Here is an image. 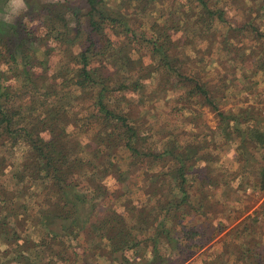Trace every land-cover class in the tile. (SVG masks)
I'll return each instance as SVG.
<instances>
[{"label":"rangeland","instance_id":"obj_1","mask_svg":"<svg viewBox=\"0 0 264 264\" xmlns=\"http://www.w3.org/2000/svg\"><path fill=\"white\" fill-rule=\"evenodd\" d=\"M156 1L157 7L149 6L144 12H141L144 5L135 0L131 3L129 0L100 2L108 9L115 7L122 10L125 15V26L117 31L123 45L127 49L130 45L133 60L144 61L142 64L147 70L152 65L149 70L161 71L143 81L136 80L141 79L139 74L125 72L121 65L119 72L113 73L109 66L96 75L102 81L110 76L108 81L105 80L108 91L102 100L115 115L130 120L128 126L137 132L138 138H127V127L122 121L118 126L116 122L109 127L104 126L103 130L96 126L95 121L90 124L93 118L86 125L85 119L96 115L98 110V98L94 95L99 94V85L92 91L72 86L69 90L75 94V100L66 97L62 104H57L67 111H74L77 119L83 120L75 124L77 129L73 125L58 126L59 130L64 128L68 137L59 143L60 149L87 163L93 159L92 153L101 149L103 155L99 160H93L95 166L101 161L110 169L109 155L116 165L112 164L115 168L105 181L107 194L96 208L90 203L94 197V186H89L87 178H76L77 187L67 190L72 200L75 192L88 198L74 217L79 223L89 219V223L94 224L104 216L108 221L111 216L122 215L127 221V230L132 229L134 240L139 244L137 249L127 250L125 257L128 264H152L156 257L154 264H264L263 152L256 143H250L248 134L243 138L234 132L226 134L223 129L227 124L221 128L219 115L210 106L201 104L200 98H195L192 93L197 84L202 86L206 83L209 89L217 91L215 101L222 112L234 114L237 120L242 118L239 116L242 112L243 116L244 111L249 112L251 119L244 124L243 130L246 125L264 126V0H211L209 5L212 7L217 3L218 11L226 17L216 23L213 35L206 34L202 30L204 26L195 25L197 20L190 17L192 12L187 11L186 5H194L198 13L196 4L186 0ZM8 3L9 0H0V42L4 39L9 41L7 46L0 44V72L5 75L1 77L5 84L18 88L27 85L29 80L20 74L22 61L27 56L36 59L35 63L46 58L50 70L47 75L52 77L67 69L65 63L70 51L78 55L87 44L90 31L85 17L89 8L87 0H24L25 7L19 14L10 22H5L3 17L7 14ZM160 16V22L169 28L177 27L179 23L182 26L174 38L176 46L169 52L173 63L169 70L165 61L158 59L153 62L152 50L144 38L153 34L151 25ZM42 25L60 33L66 32V38H76L75 45L63 40L55 45L57 43L53 39H46L51 32L44 34ZM252 29H256L257 35L251 34ZM107 35L115 39V31L107 29ZM133 36L136 38L131 39ZM12 55L17 62H13ZM108 70L110 74H107ZM179 71L191 79L181 81L175 76ZM167 72L174 77L167 78ZM34 73L41 75L43 70L37 65ZM48 76L42 75L41 80L32 82L35 85L49 84ZM134 81L142 83L143 90H134ZM125 84L126 88H121ZM22 105V100H19L12 108ZM68 120L72 121L70 117ZM116 127L118 135L116 131L108 137L97 135ZM42 136L47 141L51 137L47 133ZM178 145L187 150L189 146L199 150L204 161L198 165L203 163L210 172L207 180L204 179L205 174H202V180L200 177L189 178L188 186H183L184 193L179 189L180 181L172 176L175 163L170 157L166 158V162L160 161L161 165H166L165 168H158L152 167L151 157L145 156L152 152L162 153L167 147L172 149ZM127 146L141 151L144 155L139 159L141 164L134 160ZM29 147V143L21 138L16 146L7 144V148L0 150L1 157L7 160L4 169L0 166L3 170L0 181L8 192L20 193V202L26 207L36 209L41 203L39 201L47 194L56 193L53 191L57 189L54 187L55 180L50 179L44 185L40 184L42 180L30 178L16 184L15 178L24 176ZM154 173L157 175L153 176ZM75 177L71 174L67 183H72ZM119 178L124 181L120 183L117 181ZM97 194L98 191H95V196ZM184 197L187 204L182 203L176 209L169 208L171 211L168 212L162 210L168 201L181 203ZM148 210H153L149 221L153 220L155 226H160L161 232L164 229L169 234L164 232L156 239L154 229L145 227ZM65 223L56 220L51 228H42L30 218V214L20 217L21 249L29 264H70L57 262V258L52 259L48 254L40 253L43 255L40 259L38 251L30 250L33 245L53 241L52 236H48L50 231L65 235L61 228V224ZM163 225L166 227L162 228ZM75 243L80 244L82 250H85L81 248L83 243L88 246L89 264L121 262V253L118 252L115 257L112 253L109 255L106 239L102 247L96 248L97 240L86 244L80 237ZM13 251L4 240H0V264H17L11 261L16 257ZM39 251L43 249L39 248ZM73 254L70 248L67 249V258L75 260Z\"/></svg>","mask_w":264,"mask_h":264},{"label":"trees","instance_id":"obj_2","mask_svg":"<svg viewBox=\"0 0 264 264\" xmlns=\"http://www.w3.org/2000/svg\"><path fill=\"white\" fill-rule=\"evenodd\" d=\"M87 1L89 8L85 16L87 18L86 27L90 29L88 33L89 36L87 37V44L84 45V49L78 55L70 51V54L67 56L68 60L65 63V67L68 66L66 70H62L57 75L49 77L47 74H49L50 70L46 58L38 60L37 63H35L36 59L32 60L31 57L27 56L22 61L23 70L20 73L24 79L27 78V80H29L26 83L27 85H24V88H18L12 84H5L1 79V77L3 78L5 75L0 72V150L4 147L7 148V144H11L12 147L16 146L21 138L28 142L30 146L26 161L24 162V176H17L15 182L16 184L17 182L20 184L23 183L24 178H30L33 180H42L40 184L44 185L47 179H50L55 180L56 184H54V187L57 189L53 191L56 193L47 194L43 200L39 201L41 203H39L35 209L31 206L26 207L24 203H21L19 199V196H21L20 193L8 192V189L5 188V184L0 181V240H4L6 245L13 248L16 257L11 261H15L17 264H29L27 257L22 253V235L19 232L20 217L24 216L26 213L30 214V218L36 221L37 224H40L42 228H51V225L54 224L56 220L66 222L65 224H61L62 232L65 235L46 231L49 237L52 236L53 241L50 240L45 244L33 245L31 247L30 250L39 252H37V256L40 259L43 258V255L40 254L42 253L44 255L48 254V257L52 259L57 258V262L64 261L70 264H89V254L86 252H89L88 246L83 243L81 248L85 250H82L80 249V244L75 243V240H78L80 237H83L86 244L97 240L98 243L95 245V248L97 246L102 247L101 244L103 245L102 242L106 239L109 243V255L112 253L115 257L118 252L121 253L120 256H122V258L120 259L122 263L120 262V264H128V259L125 257L127 250H132L133 248L137 249L139 246L134 240L132 229L127 230V221L120 214L111 216L108 221L105 220V216L102 218L100 215L99 217L102 219L100 218L94 224L89 223V219L79 223L78 218L74 217V215L82 207L88 196L86 197L79 192H75L72 200L70 193L67 191L69 188L77 187L78 182L76 178L82 177L84 180L87 178L89 186H94V188L91 187L94 190V197L91 199L90 203L96 208L107 194L108 190L105 181L107 177L112 174L115 168L114 166H116L110 155L108 157L110 169L106 168L105 163L101 161L98 166H95L93 160H99L101 158L103 155L101 149L92 153L91 156L93 159L89 161V163L83 162L77 158L74 159L69 151L60 149L59 143L62 141L64 142L68 137L64 128L59 130L58 126L61 124H66L68 126L73 125L77 129V125L75 124L83 121L77 119L78 115L74 111H67L66 108H60L61 106L59 107L57 105L62 104L66 97L75 100V94L70 91L69 88L74 86L83 91H92L97 88L96 86H101L99 94L94 95L98 98L96 103L98 110L96 111V115L94 114L95 116L92 115L88 117V119H85L87 121L86 125L89 119L93 118L90 124L95 121L96 126L103 130L104 126L109 127V124L113 122H116L118 126L121 124L120 121H122L127 127V138L135 139V137H137V132H135L132 127L128 126L130 125V120L115 115L108 104L104 103L105 101L102 100L104 93L108 91L105 86V80L108 81L110 76H107L106 79L102 77L105 79L102 81L101 77L96 78V75L102 71H106L109 66L113 73L119 72V65L125 69V72L129 71V74H132V72L139 74L141 79H136L138 81L147 80L153 73L161 72L158 70L154 71L153 69L149 70L152 65L149 66L147 70L142 64L144 61H134L130 45H128V49L123 45L124 42L120 40V35L117 31L120 27L125 26L126 17L122 10L115 7H110V9H108L107 6L100 4L101 0ZM135 1L144 5L141 12L146 11L149 6L154 5L157 7L155 5L157 2L156 0ZM186 1L197 5L196 9L199 10L198 13L194 5L188 6L187 4V11H191L192 15H190V17L197 20L195 25L204 26L202 30L206 34L213 35L212 31L216 27V23H220V21L226 19V17L218 11L217 3H214L212 7L209 5L211 0ZM129 2L131 3L132 0H129ZM184 5L183 3V6ZM160 20L161 16L153 20V24L151 25L153 34L144 36V38L149 48L152 50L154 56L153 62H156L158 59L165 61V65L169 70L173 66L172 56L169 55V52L172 50L173 46H176L174 38L180 33L182 26H180L179 23L177 27L169 28L161 23ZM42 28L45 30L44 34L51 32L47 35L46 39H53V42L57 43L55 45H58V41L62 40L68 42L70 45H75L76 38H66V32L60 33L57 29H51L50 26L44 28L42 25ZM107 29H111L113 32L115 31V39H113L112 36H105ZM40 32L43 35V31L40 30ZM251 34L257 35L256 29H252ZM135 38L136 37L133 36L131 39ZM7 42L9 41L4 39L0 44L7 46ZM11 58L13 62H17L16 57L12 55ZM37 65L43 70V74L37 75L34 73L37 70ZM262 66H264V63ZM137 69H140V72ZM111 71L108 70L107 74H110ZM163 72L164 70L162 74H164ZM42 75L50 78L49 84L35 85L32 81L41 80ZM165 75L167 78L169 76L174 77L169 72L165 73ZM175 76L181 81H188L191 79L184 75L182 71H179ZM59 80H62V82L59 83ZM6 81L9 82L7 78ZM125 86L126 84L121 85V88L124 89L126 88ZM132 86L134 90H143L144 88V85L137 81H134ZM192 93L195 94V98H200L201 104L210 106V108L219 115L221 119V128L227 124L225 129H223L226 134L230 135L234 132L238 134L239 138H243L244 135L248 134L250 143L254 142L260 147L263 152L261 188L264 189V126H262V124L251 127L246 125L245 130H243L244 124L251 119L249 112L244 111L245 116H243V112L240 115L238 114L242 117L240 120L235 119L232 113L222 112L215 101L217 91L209 89L206 83L202 86L197 84ZM19 100H22L23 105L13 109L12 105ZM68 117H70L72 121H69ZM115 131L118 135L117 127L104 134L97 133V135L108 137L113 135ZM45 133L51 136L48 141L44 140L42 136ZM97 146L98 148L102 147V145ZM127 148L132 152L134 160L141 164L139 159L144 156L141 151L131 146H127ZM95 149L97 148L95 147ZM198 151L191 146H189L187 150L186 147L183 148L178 145L172 149L167 147L162 153L152 152L145 154V156L151 157L153 162L152 167L157 166L158 168H165L166 165H161L160 161L166 162V158L170 157L171 161L175 163L172 176L180 181L181 185L179 189L181 188L180 190L183 191V186H188L189 184V178L200 177L202 180V174H205L204 179L207 180L206 176L210 173L209 169L202 165L203 163L198 165L199 162L202 160L204 161V157L200 155ZM6 162L7 160L1 157L0 153L1 169L5 168ZM136 165L137 163L134 164V166ZM0 174H3V170H0ZM71 174H73L74 177L76 175L79 176L75 177L72 183H67ZM155 175L157 174L154 173L153 176ZM117 181L122 183L124 179L119 178ZM160 190L163 192V189ZM95 191H98L96 196ZM184 192L185 190L182 193ZM27 193L29 195V190ZM185 198L186 197L181 200V203L168 201L167 205L163 207L162 210L168 212L171 211L169 208L176 209L182 203L187 204L188 202L184 201ZM18 210H20V213H17ZM68 211H70V213ZM148 211L144 224L147 229H154L155 238L161 237L164 232L169 234V231H163L164 229L161 232L159 229L160 226H155L153 220L152 222L149 221V218L153 216V210ZM165 227L164 225L162 226V228ZM153 246L157 247V245ZM39 248H42L43 251L40 252ZM69 248L70 251L74 252L73 255L75 256V260L71 259V257H66L67 249ZM30 250L28 249V251ZM156 258L152 261V264L157 262ZM114 259L119 260L117 258ZM157 264H160V262Z\"/></svg>","mask_w":264,"mask_h":264},{"label":"clouds","instance_id":"obj_3","mask_svg":"<svg viewBox=\"0 0 264 264\" xmlns=\"http://www.w3.org/2000/svg\"><path fill=\"white\" fill-rule=\"evenodd\" d=\"M25 7L24 0H9L7 14L3 19L5 22H10L12 18L19 14L20 10Z\"/></svg>","mask_w":264,"mask_h":264}]
</instances>
